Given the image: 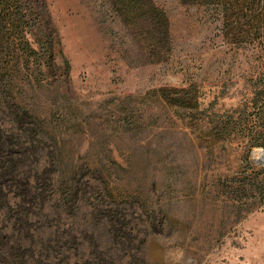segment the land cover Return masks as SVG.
<instances>
[{
	"label": "rangeland",
	"instance_id": "374dc122",
	"mask_svg": "<svg viewBox=\"0 0 264 264\" xmlns=\"http://www.w3.org/2000/svg\"><path fill=\"white\" fill-rule=\"evenodd\" d=\"M47 2L61 41L57 63H70V85L39 101L43 116L57 106L59 123H49L62 168H90V182L114 188L135 229L128 253L106 239L104 264H264V195L245 187L264 178L256 154L264 146L249 152L244 143L264 135V20L252 19L253 0H155L169 19L159 57L113 0ZM161 87L193 88L215 120L231 115L243 127L208 150L202 127L172 116L154 94L119 101ZM59 105L76 120L64 124ZM102 199L114 201L106 192Z\"/></svg>",
	"mask_w": 264,
	"mask_h": 264
},
{
	"label": "trees",
	"instance_id": "16d2710c",
	"mask_svg": "<svg viewBox=\"0 0 264 264\" xmlns=\"http://www.w3.org/2000/svg\"><path fill=\"white\" fill-rule=\"evenodd\" d=\"M113 2L159 57L170 42L166 11L155 0ZM250 9L252 19L264 20L255 0ZM60 45L47 0H0V264H89L86 251L91 245L95 264H104L109 254L101 245L110 240L128 253L133 241L130 214L119 208L115 189L90 182V168H62L60 139L53 133V124L59 123L53 120L57 106L48 116L41 113L42 94L60 82L70 85L69 61L61 67L56 60ZM190 89L161 87L119 101L146 102L154 94L162 109H173L172 116L202 127L208 150L240 131L243 124L231 115L215 120L217 113L201 107ZM59 109L68 117L64 124L76 120L66 108ZM170 113L166 117L173 119ZM245 140L249 152L264 146V135ZM245 187L264 195V178H252ZM104 192L114 201L102 199Z\"/></svg>",
	"mask_w": 264,
	"mask_h": 264
},
{
	"label": "bare ground",
	"instance_id": "6f19581e",
	"mask_svg": "<svg viewBox=\"0 0 264 264\" xmlns=\"http://www.w3.org/2000/svg\"><path fill=\"white\" fill-rule=\"evenodd\" d=\"M257 156L260 155L262 157H264V152L262 150H259L256 152Z\"/></svg>",
	"mask_w": 264,
	"mask_h": 264
},
{
	"label": "water",
	"instance_id": "95a60500",
	"mask_svg": "<svg viewBox=\"0 0 264 264\" xmlns=\"http://www.w3.org/2000/svg\"><path fill=\"white\" fill-rule=\"evenodd\" d=\"M264 152V151H263Z\"/></svg>",
	"mask_w": 264,
	"mask_h": 264
}]
</instances>
